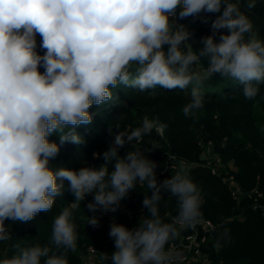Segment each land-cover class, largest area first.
Masks as SVG:
<instances>
[{"label": "clouds", "instance_id": "9594fccd", "mask_svg": "<svg viewBox=\"0 0 264 264\" xmlns=\"http://www.w3.org/2000/svg\"><path fill=\"white\" fill-rule=\"evenodd\" d=\"M243 7L251 11L256 0ZM202 13L219 15L211 22L212 34L194 50L192 33L177 20ZM37 35L43 55L36 50ZM204 60L202 70L194 67ZM214 75L239 82L248 100L264 84V40L241 0H0V242L13 238L6 220L29 222L49 212L65 191L74 197L53 219L51 246L18 248L0 264H68L79 238L73 212L85 197H93L86 205L90 212H116L137 183L150 190L142 201L149 215L132 229L113 221L115 250L110 257L101 252L100 262L172 264L174 253L166 245L200 222L201 192L183 160L171 164L172 175L161 182L156 162L140 148L119 155L125 144L139 143L154 129L162 133L167 125L144 116L131 131L109 127L113 140L98 168H53L60 145L49 138L83 146L77 128L92 123L89 110L111 101L118 85L140 92L191 86L182 112L194 117L204 106L201 88ZM165 193L177 202L171 222L159 213ZM87 224L97 227L99 219L88 216ZM227 237L225 229L221 239Z\"/></svg>", "mask_w": 264, "mask_h": 264}, {"label": "trees", "instance_id": "16d2710c", "mask_svg": "<svg viewBox=\"0 0 264 264\" xmlns=\"http://www.w3.org/2000/svg\"><path fill=\"white\" fill-rule=\"evenodd\" d=\"M246 3L247 0H241L242 10L249 16L259 38L264 40V0H256V7L251 11L243 7ZM217 15L219 13H202L200 17L177 20V23L187 25L192 33L189 42L194 50L202 47L199 43L202 37L212 34L211 22ZM204 16L209 17L208 22H204ZM167 47L165 45V49ZM36 50L40 55L45 51L40 46ZM206 66L207 60L194 65L201 70ZM40 71H44L43 67ZM201 90L205 97L203 108L197 110L194 117H185L182 109L190 100L191 86L184 90H165L158 86L140 92L118 85L112 89L111 101L94 105L89 110L93 113L92 123L77 128L85 140L83 146L70 142L60 144L58 135L49 138L60 145L58 155L51 161L52 167L98 168L104 162L103 152L113 140L109 127L113 132L118 131L117 126L120 131H131L142 125L144 116L166 124L162 133L154 129L139 143L134 140L132 145L125 144L119 155L123 157L128 151L140 148L148 159L159 160L161 154H172L178 161L186 163L190 179L201 192V218L211 222L213 228L207 233L199 228L200 234L206 237L200 246L204 261L180 264H264V216L258 206L254 207L264 202V84L260 85L259 94L253 100L244 98L239 82L219 75L205 82ZM152 92L156 93L155 97ZM207 148L208 155L200 159ZM94 153L100 156L97 158ZM214 157L219 163L216 173H212ZM156 175L162 182L172 172ZM229 176L233 185L225 180ZM65 184L67 187V182ZM232 189L236 190V195L232 194ZM254 191L260 192L262 197L257 198ZM150 194L146 184L137 183L112 214L88 211L86 205L93 197L86 196L73 212L79 238L77 251L68 253V264H84V256L89 252L96 256L95 262L90 264H101V252H107L110 257L115 250L114 240L109 236L110 224L114 221L129 229L138 227L140 217L149 215L142 201L144 195ZM73 200V195L65 191L64 196L55 198L49 212L41 211L29 222L6 220V225L11 224L13 238L0 242V259L15 255L18 248L36 244L51 246L53 219ZM159 213L165 222H171L177 215L176 198L165 193ZM93 215L99 219L97 227L87 224L88 216ZM225 229L228 237L221 239ZM191 232L188 228L181 230L180 236L166 245V249ZM217 239H220L219 248L215 246ZM104 264H110V259Z\"/></svg>", "mask_w": 264, "mask_h": 264}, {"label": "built area", "instance_id": "2783aa9c", "mask_svg": "<svg viewBox=\"0 0 264 264\" xmlns=\"http://www.w3.org/2000/svg\"><path fill=\"white\" fill-rule=\"evenodd\" d=\"M177 11H179V9ZM40 43V41H37V47L40 46ZM206 151L209 152V149L207 148ZM207 155L208 153H206V156ZM169 157L175 159H169ZM214 160H216V162L215 166L212 168V173H216L217 167L219 166L218 159L214 157ZM157 161L163 163L164 170L161 172H158L156 170V173L164 174L167 172L171 173L172 170L170 168V165L176 163L178 160L172 154H161L160 159ZM225 180L233 185V179L231 176L227 177ZM232 194L236 195L235 189H232ZM253 194L257 198L262 197V194L258 191H254ZM257 206L260 208L264 216V202L261 204H256L254 207L256 208ZM99 212L105 213L102 209L99 210ZM107 213L112 214V212ZM199 228L202 229L204 233H207L210 229L213 228V225L208 220H204L201 218L200 222L197 223L194 227H188V229L192 230L190 234L186 235L185 237H180L178 241L172 242L168 248L174 253L172 264L188 263L191 261H204L203 256L200 252V246L205 242L206 237L204 234H200ZM188 253H190V256L187 255Z\"/></svg>", "mask_w": 264, "mask_h": 264}, {"label": "rangeland", "instance_id": "374dc122", "mask_svg": "<svg viewBox=\"0 0 264 264\" xmlns=\"http://www.w3.org/2000/svg\"><path fill=\"white\" fill-rule=\"evenodd\" d=\"M128 213H130V212H128ZM89 253L90 254H87L84 256V264H90V263L95 262V260H96L95 254H93L92 252H89Z\"/></svg>", "mask_w": 264, "mask_h": 264}, {"label": "water", "instance_id": "95a60500", "mask_svg": "<svg viewBox=\"0 0 264 264\" xmlns=\"http://www.w3.org/2000/svg\"><path fill=\"white\" fill-rule=\"evenodd\" d=\"M205 156H206L205 154H202V155L200 156V159L203 160V159L205 158ZM150 160L156 162V164H157V168H156V170H157L158 172H161V171L164 170V165H163V163H160L159 161L155 160V158H153V157H151Z\"/></svg>", "mask_w": 264, "mask_h": 264}, {"label": "crops", "instance_id": "0c3cea01", "mask_svg": "<svg viewBox=\"0 0 264 264\" xmlns=\"http://www.w3.org/2000/svg\"><path fill=\"white\" fill-rule=\"evenodd\" d=\"M37 41H40L41 42V37L39 35H37L36 37ZM207 150V149H206ZM205 153H208L207 151H205ZM206 155V154H205ZM206 157V156H205Z\"/></svg>", "mask_w": 264, "mask_h": 264}]
</instances>
